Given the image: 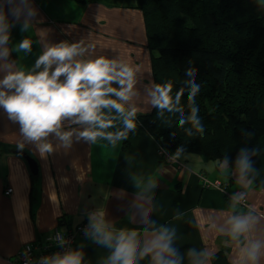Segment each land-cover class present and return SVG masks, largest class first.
Wrapping results in <instances>:
<instances>
[{
    "label": "crops",
    "instance_id": "crops-1",
    "mask_svg": "<svg viewBox=\"0 0 264 264\" xmlns=\"http://www.w3.org/2000/svg\"><path fill=\"white\" fill-rule=\"evenodd\" d=\"M13 6L20 7L22 14L19 21L6 15L9 40L3 47L9 54L6 60L0 59V79L9 71H41L42 67L34 69V65L46 45L83 41V46L91 47L76 59L104 55L138 69L137 94L126 105L136 107L137 113L136 128L115 145L102 138L90 144L73 136L71 147L65 149L50 136L56 151L42 157L33 145L25 144L23 150L38 164L34 190L26 161L14 153L0 155V264H16V254L24 245L44 241L56 227L65 232L90 222L95 213H103L102 219L113 233L135 231L137 253L161 227L174 231L171 246L177 249L179 264H211L210 257L217 251H224L229 264H234L246 241L241 238L238 245L227 234L231 215H256L258 223L250 235L264 239L263 189L252 183L243 187L237 182L236 170L229 171L228 165L222 169L221 163L204 156L161 154L157 142L137 120L139 114L154 107L149 95L154 82L144 20L136 0H26V4L13 0ZM28 7L35 10V16L29 18V28L24 31ZM4 11L7 13V7ZM24 39L31 41L30 52L17 50ZM83 127L64 121L61 131ZM123 130L118 119L106 131ZM0 142L16 147L22 142L18 123L10 121L2 108ZM198 175L228 183L230 192L244 190L250 208L238 203L233 208L232 198L202 187ZM7 187L12 189L10 195L4 194ZM73 250L83 253L81 264H105L112 252L90 235L77 237ZM190 250L197 255L190 256ZM136 264H152L151 256L138 257Z\"/></svg>",
    "mask_w": 264,
    "mask_h": 264
},
{
    "label": "trees",
    "instance_id": "trees-1",
    "mask_svg": "<svg viewBox=\"0 0 264 264\" xmlns=\"http://www.w3.org/2000/svg\"><path fill=\"white\" fill-rule=\"evenodd\" d=\"M136 3L144 20L154 85L170 82L173 101L183 90L176 105L180 111L153 107L137 116L142 128L171 156L199 155L216 164L227 159L229 171L236 170L244 149L253 169L246 178L264 190V0ZM192 84L199 85V91L190 103ZM192 107L202 133L188 119ZM181 119L186 121L183 126ZM15 149L0 142V155ZM30 178L35 189L39 177ZM210 262L229 264L224 251L214 253Z\"/></svg>",
    "mask_w": 264,
    "mask_h": 264
},
{
    "label": "clouds",
    "instance_id": "clouds-1",
    "mask_svg": "<svg viewBox=\"0 0 264 264\" xmlns=\"http://www.w3.org/2000/svg\"><path fill=\"white\" fill-rule=\"evenodd\" d=\"M26 4V0H22ZM7 7V13L4 8ZM22 9L13 6V0H0V59L6 60L9 50L3 47L9 40L6 29L9 23L6 15H11L14 21H19ZM35 10L28 7L22 30L27 31ZM91 47V46H88ZM83 41L76 43L60 42L45 46V50L36 59L34 69L41 71H9L0 79V108L13 123H18L22 142L17 147L23 150L25 144L33 145L40 156L51 155L56 151L49 137H54L65 149L71 147L73 136L77 141L83 140L94 144L98 138L107 140L115 145L118 140L126 139L128 131L136 128V107H126L128 102L137 94V68L120 59H110L104 55L94 59H76L88 50ZM18 51H31V41L22 40ZM55 66V67H53ZM191 75V72H189ZM61 77L63 79H61ZM113 85H117L114 87ZM199 91V85L192 84L188 93L191 103ZM172 84H155L149 95L152 106L168 112L180 111L179 105L183 90L173 97ZM108 110L105 112L104 110ZM114 110L115 115H111ZM121 120L123 131L110 132L107 129L114 126L116 120ZM189 121L197 131L203 132V127L196 116V108H191ZM64 121L82 125L83 130L61 131ZM186 121L181 119L180 126ZM228 161L221 162L222 169L227 168ZM238 174L237 182L248 187L252 181L246 177L253 171L249 157L241 149L235 162ZM244 199V193L233 195L234 208ZM140 207V206H138ZM142 216L146 213L141 211ZM103 213L91 214L90 235L102 246L112 249L105 264H136L137 258L151 256L152 264H179L177 249L172 247L174 231L161 227L147 240L137 253L135 238L137 233L130 234L120 231L113 233L108 230L102 219ZM258 223V217L251 212L244 215H231L227 219V234L239 245L241 238L246 243L239 248L238 258L234 264H260L264 257V239H254L251 233ZM225 231V229H221ZM61 245L64 241L61 239ZM190 256H196L194 250ZM83 253L79 250H69L63 254L45 256L41 264H81ZM199 264V262H198Z\"/></svg>",
    "mask_w": 264,
    "mask_h": 264
},
{
    "label": "built area",
    "instance_id": "built-area-1",
    "mask_svg": "<svg viewBox=\"0 0 264 264\" xmlns=\"http://www.w3.org/2000/svg\"><path fill=\"white\" fill-rule=\"evenodd\" d=\"M160 153L163 154L164 151L160 149ZM202 182V186L206 189H215L222 191L227 194L229 198L233 195L244 193L243 190H236L233 193H229L226 190V185L219 180H209L203 175H198ZM12 189L7 187L4 190L5 195H10ZM238 204L240 206H247L248 201L246 199V194L244 193V199ZM90 222H84L77 225L74 229L68 231H61L59 228H55L53 232L44 239L42 242H33L24 245L16 254L15 263L16 264H41L42 259L45 256H52L54 254H63L69 250L74 249L75 240L77 237L86 235V230L89 229ZM63 239L64 243L61 245L60 241Z\"/></svg>",
    "mask_w": 264,
    "mask_h": 264
},
{
    "label": "water",
    "instance_id": "water-1",
    "mask_svg": "<svg viewBox=\"0 0 264 264\" xmlns=\"http://www.w3.org/2000/svg\"><path fill=\"white\" fill-rule=\"evenodd\" d=\"M14 154L21 156L27 163L29 172L31 175H38V164L34 158H32L26 151L23 150H14Z\"/></svg>",
    "mask_w": 264,
    "mask_h": 264
},
{
    "label": "rangeland",
    "instance_id": "rangeland-1",
    "mask_svg": "<svg viewBox=\"0 0 264 264\" xmlns=\"http://www.w3.org/2000/svg\"><path fill=\"white\" fill-rule=\"evenodd\" d=\"M219 181H221V180H219ZM228 182V181H227ZM226 186L228 185V183H224ZM226 190H227V187H226ZM239 190V189H238ZM228 191V190H227ZM244 191V190H243ZM229 193H233V192H230V191H228ZM235 192V191H234ZM244 193H245V191H244ZM246 194V193H245ZM247 199V198H246ZM243 207V206H242ZM246 208H250V206H249V204H247V206H245ZM245 207H243V208H245Z\"/></svg>",
    "mask_w": 264,
    "mask_h": 264
}]
</instances>
